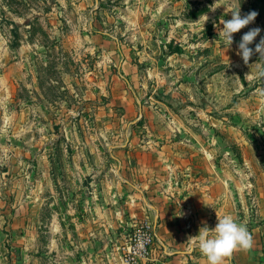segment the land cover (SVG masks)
<instances>
[{
	"label": "rangeland",
	"instance_id": "obj_1",
	"mask_svg": "<svg viewBox=\"0 0 264 264\" xmlns=\"http://www.w3.org/2000/svg\"><path fill=\"white\" fill-rule=\"evenodd\" d=\"M239 6L242 17L257 16L226 51L219 21ZM253 28L260 34L245 64L238 45ZM262 38L264 0H0V124L10 125L11 139L27 140L28 154L53 152L56 169L73 164L70 154L90 155L92 172L84 174L77 161L76 173L92 188L103 175L121 178L111 155L124 157L128 140L136 145L130 171L146 164L151 148L172 141L178 153L216 155L242 191L235 198L241 205L228 214L256 220L264 215V58L255 52ZM98 194L90 195L98 201ZM80 202L79 223L62 224L61 242L48 246L49 227H41L43 254L31 263L133 264L126 260L130 246L145 221L155 229L153 221L134 220L127 204L119 212ZM155 241L156 231L138 264H148Z\"/></svg>",
	"mask_w": 264,
	"mask_h": 264
},
{
	"label": "crops",
	"instance_id": "obj_2",
	"mask_svg": "<svg viewBox=\"0 0 264 264\" xmlns=\"http://www.w3.org/2000/svg\"><path fill=\"white\" fill-rule=\"evenodd\" d=\"M9 126L0 124V132L4 131L5 135L4 140H0V147H3L0 148V264H32L33 257L42 256V247L40 249L38 244L46 238V231H41L43 225L49 227L48 246L61 242L66 234L61 232L62 224L79 223L77 200L86 208L108 206L119 212L127 204L134 220L148 218L153 221L156 241L148 264H207L198 247L188 250L189 237L198 235L205 225L214 228L217 214L221 215L219 211L228 214L242 203L240 198L238 203L235 199L236 193L242 194L233 181L235 172L221 170L216 155L205 156L191 149L178 153L177 148L174 149L176 141L161 144L162 148H151L148 155H144L148 159L144 160L146 164H139L140 169L133 166L132 171L126 161L135 164L132 157L135 141L128 140L126 146L116 145L125 146L124 157L111 155L121 164L117 172L121 178L108 181L103 175L99 177V187L92 188L94 182L90 181V187L80 184L76 173L77 161L83 162L80 170L84 174L92 172L90 155L70 154L68 157L73 164L66 170L56 169L52 164L55 161L53 152L28 154L24 147L27 140L11 139ZM11 145H23V148L19 153L2 151ZM69 145L67 141L66 146ZM95 192L99 193L98 201L95 198L98 196L90 195ZM263 205V202L259 204V210ZM242 209L249 211L247 205ZM44 210L50 211L48 219L44 218ZM243 216L235 220L247 227L252 247L235 251L225 264H264V215L256 220H249L245 213ZM66 238L72 241L68 235Z\"/></svg>",
	"mask_w": 264,
	"mask_h": 264
},
{
	"label": "clouds",
	"instance_id": "obj_3",
	"mask_svg": "<svg viewBox=\"0 0 264 264\" xmlns=\"http://www.w3.org/2000/svg\"><path fill=\"white\" fill-rule=\"evenodd\" d=\"M227 12H231V19L220 20L219 23L223 25V28H218V35L224 40L226 51L233 43V34L248 26L257 16V13L253 11L242 17L240 6L230 8ZM207 19L206 16L204 23ZM259 34L260 29L253 28L241 38L237 55L242 57L245 64H248L253 55V49L249 45L253 43ZM255 52L259 53L261 58H264V38L256 44ZM217 219L218 223L214 228L205 225L200 228L198 235L188 239V250L191 251L193 248L198 247L199 251L206 257L207 264H225L226 259L230 258L235 251H246L252 247V236L245 225L238 223L231 214L223 216L217 214Z\"/></svg>",
	"mask_w": 264,
	"mask_h": 264
},
{
	"label": "built area",
	"instance_id": "obj_4",
	"mask_svg": "<svg viewBox=\"0 0 264 264\" xmlns=\"http://www.w3.org/2000/svg\"><path fill=\"white\" fill-rule=\"evenodd\" d=\"M145 232L143 235L138 237V240L135 244L130 246V251L126 257L127 261L132 262L133 264H138L136 257H147L150 253V244L153 243L155 237V229L149 221L144 223Z\"/></svg>",
	"mask_w": 264,
	"mask_h": 264
}]
</instances>
